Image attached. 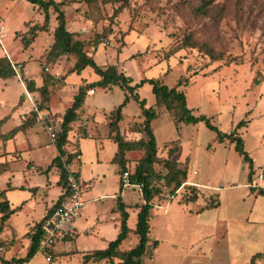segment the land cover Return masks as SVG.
Listing matches in <instances>:
<instances>
[{
  "label": "rangeland",
  "instance_id": "obj_1",
  "mask_svg": "<svg viewBox=\"0 0 264 264\" xmlns=\"http://www.w3.org/2000/svg\"><path fill=\"white\" fill-rule=\"evenodd\" d=\"M54 1L63 3L66 29L75 34L74 39L83 44V50L97 66L105 68L114 65L118 72L130 77L133 86L143 80L160 79L168 88H173L180 79L182 85L177 90L185 94L187 106L193 110V115L205 116L222 133H230L237 123L245 122L237 129V133L252 161L250 168L234 151L233 145L227 140L220 143L215 132L209 130L204 122L175 124L172 115L163 106L155 104L148 83H141L135 90L139 98L145 101V107H150L156 113L152 129L157 156L167 158L168 149L177 146L178 150L171 159L185 164L189 178L192 177L191 172L197 170L194 182L224 188L216 193L222 199L225 197V209L230 213L236 204L237 214L240 211V217L244 218L251 200L246 198L250 189L242 186L247 184L250 170L256 175L264 163V0H210L206 16L193 13L194 8L201 5V0H129L117 15L114 12L118 5L112 3L88 5L84 0ZM48 14L47 30L37 32L35 38L24 46V40L30 39L25 33L31 26L44 24V13L35 10L25 0H0V19L7 30V38L3 41L7 55L0 47V57L5 55L13 63H22L27 72L23 79L24 85L25 80H33L37 86L47 82L52 94V112L60 117L58 113L69 107L83 83H95L99 76L90 66L79 72H71L74 64L71 56H62L56 62L47 61L53 30L57 25L56 15L51 8ZM186 35H191L198 42H206L214 52L222 54V59L212 61L204 51L196 47H184ZM254 78L259 83L253 84ZM106 87L90 86L88 88L94 89L95 94L90 95L87 91L84 97L89 136L83 137L82 142L80 134L70 132L75 139L74 145L80 139L87 157L92 155L97 144L98 138L94 136L104 134L100 137L103 150L99 156L105 160L116 152L113 135L108 127L109 113L123 103L126 92L118 85ZM23 92L15 77L0 82V119L13 115V119L28 116L27 120L31 121L32 113H24L27 104L23 107V101L20 103L19 100ZM37 96H34L37 98L36 104L40 100ZM17 109L18 114H15ZM140 114L141 110L135 100L130 99L123 106L119 131L125 141L140 138L141 134L133 131L143 121ZM22 136L19 132L17 138L22 139ZM141 156V151L126 153L127 168L130 171ZM21 157V165H24L27 153H21ZM0 162H4V157H0ZM1 168L4 170L5 164ZM102 168L104 177L93 189L98 186L106 190L107 195H111L117 183L116 167L106 166L103 162ZM153 168L156 173L162 172L159 164ZM10 174V170L0 174V192L9 187ZM161 184L158 183L159 186ZM230 186L241 187L230 189ZM180 193H187V190L182 189L174 194L163 187L161 196L151 202L150 235L157 240L158 246L155 251L148 249L143 264H249L245 258L248 248L242 246L234 253L228 251L220 237L223 227L219 228L214 239L207 238L206 233H196L198 229L195 230L193 216L189 211L197 210L204 205V201L200 198L197 202L185 205L179 201ZM200 193L201 197L209 195L207 191ZM139 194L136 189L128 188L126 195L130 197L127 203L138 201ZM228 195L232 198L237 196V201L230 203L226 199ZM160 204L161 207H156ZM165 204L169 205L168 211L162 208ZM92 205L93 209L101 207L108 211L117 205V201L105 198ZM128 214L127 224L133 230L136 211L129 208ZM206 214V222H210V231H213L215 213ZM115 215L118 216V213ZM245 224L243 222L241 225ZM241 225H235L237 230ZM242 226L240 234H235L238 240L250 234L248 226L247 229ZM109 228L110 231L104 235L106 239L112 236V226L109 225ZM17 233L23 234L19 231ZM95 236L79 237L78 252L72 257H61L59 260L54 258L52 264H81V246L86 249L84 253L103 249L100 248L102 243ZM136 242L137 237L130 232L120 250L123 252L131 249ZM0 247H3L2 244ZM23 248V245L18 244L16 248L0 251V255L5 258L13 254L20 257L25 255ZM34 264L51 263L40 254Z\"/></svg>",
  "mask_w": 264,
  "mask_h": 264
},
{
  "label": "trees",
  "instance_id": "obj_2",
  "mask_svg": "<svg viewBox=\"0 0 264 264\" xmlns=\"http://www.w3.org/2000/svg\"><path fill=\"white\" fill-rule=\"evenodd\" d=\"M31 4L35 10H41L44 13V24L41 26H31L25 33L30 37L24 40V46H27L29 42L35 38L37 32L47 30L48 26V10L51 8L56 15L57 25L53 30L52 44L47 52V61L56 62L58 58L62 56H71L74 58V64L71 72H79L85 67L90 66L94 72L99 76V80L90 85H85L79 88L77 95L73 97L70 106L59 117L62 125V133L60 134L56 143V149L59 155L53 159L54 164L59 172L58 184L62 187L63 193L66 191L65 172L61 167L59 156L66 155L71 162L78 154L77 146L72 145L68 149L70 142L67 139L68 134L71 131H76L78 134H84L85 130L79 125V121L83 116L82 105L86 92L91 89L88 87H101L104 88L108 85L111 87L114 85L120 86L125 92V99L123 103L114 111L109 113L108 127L112 133L113 142L116 145V152L112 158V163L116 164L118 168L119 178L124 171L129 172V178L132 184L140 186L141 201L135 204L136 209V223L135 228L131 230L128 227V212L126 211V205L121 201L120 195L116 197L117 205L116 212L119 214V227L118 234L113 241H110L105 249L91 251L82 257V264L87 263H100L106 261L108 264H143V257L148 252V249L154 250L157 247L158 242L150 238L149 218L150 211L152 209L151 202L153 199L158 198L162 194V188H167L174 194L179 190L186 189L187 193H180L179 201L182 204H189L203 199L204 205L199 209V212L208 209H215L220 206V199L216 191L204 189L198 186L185 185L182 183L188 181L189 170L184 166L174 162L171 157L178 150L177 146L170 147L168 149L167 158H159L157 156V146L155 136L152 129V123L156 119V113L152 111L150 107H145V101L140 99L134 91L141 83H148L151 86V92L155 99V104L163 106L173 117L175 124L186 123L196 124L198 122H204L205 126L215 132L216 139L222 143L227 140L233 145L234 151L248 163L251 167L252 161L248 154L244 150V144L241 136L237 133V129H240L245 122L240 121L235 126L234 130L230 133H222L216 127H214L208 118L203 115L195 116L192 113V109L188 108L185 94L182 91H178L177 88L182 85V81L179 79L173 88H168L160 79L143 80L139 84L129 86L132 82L130 78H127L123 72H118L114 65H109L105 68L97 66L93 59H91L83 50V44L79 40H75V34L66 29L67 21L65 19L64 11L62 10L63 3L56 2L54 0H25ZM88 5H96L98 3L106 4L112 3L118 5L114 15H117L119 9L125 6L129 0H84ZM210 0H201V5L194 8L193 13L195 15L206 16L208 13V7L210 6ZM184 47H196L205 52L212 61H218L222 59L221 53H216L212 47L206 42H198L191 35H186L184 38ZM15 77V73L10 65L9 59L3 55L0 57V82L7 81ZM259 81L254 78L253 84H257ZM26 90L32 93L35 97L40 98L37 108L38 110L49 109L50 100L52 94L48 89L47 82L41 86H37L33 80H25ZM1 97V95H0ZM135 100L141 110V116L143 121L140 126L134 127L136 133L141 134L140 138L136 141H125L120 135L119 123L122 120V108L130 100ZM20 103L25 100L24 92L19 96ZM37 100V98H36ZM31 121L36 122V113L31 111ZM6 120V117L0 119V142L5 144L7 141L13 138V136L21 129L17 127L6 134H2L1 129ZM131 151H141L142 156L137 161L133 169L130 171L127 168L126 153ZM161 165L162 172H155L154 165ZM187 164V162H186ZM0 164V173L3 171ZM253 174L250 170L249 178ZM158 183H162L161 186ZM120 187H122L119 181ZM257 195H264V189L253 190ZM209 192L206 197H201V193ZM63 195L60 197L57 205L62 200ZM174 197V196H173ZM14 210L10 208L8 200L5 196V190L0 192V234L5 228H8V221ZM35 224L34 226H36ZM33 227V226H32ZM132 232L137 237V242L134 247L127 251H121V244L129 237V233ZM28 235V234H27ZM70 240L68 242H72ZM63 242L60 245L66 244ZM3 247L5 243L0 242ZM38 237H33L32 243L27 250L26 255L20 259H12L10 261H4L0 257V262L4 264L16 263L24 264L34 256L37 251ZM59 245V244H58ZM57 245V246H58ZM55 246L52 249L53 258L59 256L56 252ZM2 247V248H3ZM264 258V251L253 255L249 261L250 264H256L260 259Z\"/></svg>",
  "mask_w": 264,
  "mask_h": 264
},
{
  "label": "crops",
  "instance_id": "obj_3",
  "mask_svg": "<svg viewBox=\"0 0 264 264\" xmlns=\"http://www.w3.org/2000/svg\"><path fill=\"white\" fill-rule=\"evenodd\" d=\"M126 77L130 78L129 76ZM133 84L134 83L132 81L129 84V86H133ZM82 86H85V83H83ZM135 92L136 91H134V93ZM94 94H95V90H94ZM72 100L70 101V104ZM25 104H27L26 106L27 108H26V112L24 113L28 115L31 112V105L30 102L27 101L26 99L23 102V107ZM51 105H52V98L50 100L48 111L57 116V113L52 112ZM66 109H64L61 113H58V115L61 116ZM82 110L84 111L83 105H82ZM18 111L19 109L15 111V114H18L17 113ZM83 116H87L85 114V111L83 113ZM27 117L28 116L26 117L22 116L13 119V115H12L9 118H7L1 129L2 134H6L7 132L20 126L21 129L13 136L12 139L7 141L5 144L0 142V157H4V162H0V164H5L6 167L1 173H4L8 170H10L11 172L9 187L5 190V196L6 199L8 200L10 208L14 210V213L11 215L8 221V225H9L8 228H5L3 232L0 234V242L6 244L4 250H10L9 249L10 247L16 248L18 244L23 245L24 247L23 249L25 250V255L27 253L28 248L30 247V244L27 241L28 232L30 231L32 226L38 224L43 219V217L47 212L55 208L58 201L60 200V197L63 194V189L58 184L59 172L56 166L52 164L53 159H55L59 155L56 146L49 144L48 138L43 132L42 127L36 124V122L27 120ZM9 123H11V125ZM12 125L14 127H10L9 129L8 126H12ZM19 132H21L23 135L22 139L17 138ZM87 133L88 132L86 129L84 132L85 135L80 134V136L82 137L81 138L82 142H83V137L89 136V133L88 134ZM90 136H92V134H90ZM103 136L104 134L101 135L100 133L98 137L94 136V138L96 139L98 138V141L96 142L97 144L95 143L97 146L95 145V148H93L92 155L88 157L85 155V151L82 148L80 139L75 144L77 146L78 154L80 156V161L74 162V160H72L71 168L75 172H77L78 177L83 185L82 200L84 202V207L82 208L80 217L76 222L78 231L81 234L74 241L67 242L66 244L63 245L59 244L56 247V252L59 254V256L56 257V260H59L61 257L74 256V254L78 252L77 241L79 237L82 236L85 237V235L96 234L95 238L102 243V246L100 248L103 249L107 247L108 243L111 240H113V238H116L119 227V222H117L119 218V214L118 216L115 215L117 214L116 206L113 205L107 211V209L105 208L102 209L101 207L100 208L96 207L93 209L92 203H95L98 200H103L105 198L107 199L111 198L112 200H115L116 197L120 195L121 201L126 205V211L128 212L129 208H132L136 211L134 206L135 204L140 203L141 201V195L139 194L138 201L132 204L127 203L128 197L130 196L126 195V190L128 188H132V189L135 188L120 187L118 168L116 164L112 163V158L115 153L113 154L112 157H109L106 160L103 159L101 156H99V152L103 150V145L101 144L102 138H100ZM67 139L70 142V144L67 146L69 149L72 145H74L73 142H75L74 141L75 139L73 138L71 133L68 134ZM23 152L27 153V160H25L24 165H21L22 164L21 153ZM103 162H105L106 166L113 165L116 167L117 183H116V188L111 191V195H107L106 190H104L101 187L97 186L96 189H93L95 185L100 183L101 178L104 177V171L102 168ZM263 165L264 163H262L260 167ZM252 178L253 175L250 178L248 176L247 184L251 182ZM188 180L194 182L195 178L190 177ZM194 183L204 187L208 186V187L217 188L216 186H211L209 184L203 185L198 182H194ZM247 184L243 185L242 187L248 188ZM237 187H241V186H230L229 188L235 189ZM222 189L224 188H221L220 191ZM218 195L220 197V194ZM246 198L249 201L251 200V202L247 214L245 215L244 218L240 217L241 216L240 211L237 214L236 204H234V206L232 207V211L230 213L227 211V209H225L226 207L223 205L225 197H223V199L221 197L219 198L220 206L218 208L203 210L199 212V209L202 207L201 206L195 211L190 210L189 213L193 216L192 219L194 221L195 230L197 231L198 229L196 233H199V235L200 233L201 234L206 233L207 238L214 239L215 238L214 236L217 235L219 228L223 227L224 229L220 237H221V241H223L224 245L228 248V251L234 253L237 250V248H242V246L248 248L247 255L245 258L246 260L250 261L253 255L264 251V195H257L255 191L253 192L250 189V193L246 195ZM226 199H228L230 203L233 204L237 201V196H234V198H232V196L228 195ZM156 207H161V204ZM162 208L165 209V211L166 210L168 211L169 205L165 204L162 206ZM207 212L215 213L213 218L215 220L213 224L214 225L213 231H210L212 230L210 222H206L208 221L206 220ZM243 222H245L246 224L242 226L241 224H243ZM237 223H239V225H241L244 228L246 227V229L248 226V228L250 229V234L243 238L241 237L240 240H238L239 237H236L237 235L235 234H240L239 229L242 230L243 228H241V226H238V230H237V226H235ZM109 225L112 226V232L110 234L112 236L106 239L104 235L110 231ZM18 231L22 232L23 234L19 235L17 233ZM85 232L88 233L86 234ZM150 238L152 240H156L155 238H152L151 235ZM257 247L259 249L253 251ZM156 248L153 251H155ZM85 250L86 249L81 246V250H80V253H82L81 264H82L83 255L91 252L88 251L84 253ZM25 255L23 254L20 257H16L13 254L9 258H5L2 255H0V257L4 261H10L12 259L23 258ZM38 256H40V254L35 253L34 256L30 258L27 263L24 264H34ZM236 256H237V252H236ZM0 264H4V263L0 262ZM10 264H16V263H10ZM98 264H108V263L103 260ZM256 264H264V258L260 259Z\"/></svg>",
  "mask_w": 264,
  "mask_h": 264
},
{
  "label": "built area",
  "instance_id": "obj_4",
  "mask_svg": "<svg viewBox=\"0 0 264 264\" xmlns=\"http://www.w3.org/2000/svg\"><path fill=\"white\" fill-rule=\"evenodd\" d=\"M6 38L7 30L3 21L0 19V47L5 55H7V52L4 49L3 41ZM10 65L15 73V78L20 82L24 90L25 99L30 102L31 111L36 113V123L40 124L42 127L43 132L48 138L49 144L56 146L58 138L63 130L60 119L49 111L38 110L36 98L32 93L26 90L24 85L23 79L26 77L27 72L22 63H13L10 61ZM45 71H47V68H45ZM107 88L108 87H106V89ZM88 93L90 95L94 94V89H89ZM79 125L83 130L87 129V116H83L80 119ZM59 158L61 167L65 172L66 191L62 194L63 197L60 203L56 205L54 209L47 212L43 219L36 226H33L30 229L27 235V241L30 245L32 243L33 237H38L36 253L42 254L45 257V260L51 264L54 260L51 252L52 249L63 242L75 240L81 234L78 231L76 222L80 217L82 208L84 207V202L82 200L83 185L78 177L77 172L71 168V162L68 160L66 155L59 156ZM78 161H80L79 154H77L74 159V162ZM196 175L197 170H193L191 172L192 178H194ZM252 175L253 178L251 182L247 184V187L253 190L264 189V165L259 168L256 175ZM119 181L123 188L133 187L140 191L139 185L131 183L128 171H124L121 174ZM185 185L198 186L212 191H217L221 188V186L217 188L208 186L204 187L191 181L182 183V186ZM169 198L172 199L173 197ZM85 233L87 234L88 232ZM0 251H4V248L0 247Z\"/></svg>",
  "mask_w": 264,
  "mask_h": 264
}]
</instances>
